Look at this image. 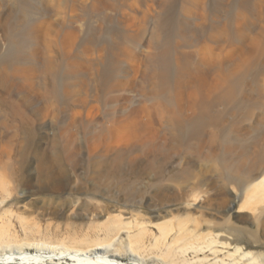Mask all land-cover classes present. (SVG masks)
Returning <instances> with one entry per match:
<instances>
[{
    "label": "rangeland",
    "instance_id": "obj_1",
    "mask_svg": "<svg viewBox=\"0 0 264 264\" xmlns=\"http://www.w3.org/2000/svg\"><path fill=\"white\" fill-rule=\"evenodd\" d=\"M102 1L112 6L93 9V5H100ZM144 1L0 0V71L5 65L40 68L50 56L62 65L64 56L52 43L55 33L70 31L79 34L75 46L78 63L75 77L70 78L65 72L59 75L61 94L58 110L56 107H52V111L49 109L48 98L43 91V87H51L52 76H35L27 81L26 78L30 77L19 72L11 78V85H6L0 73V161L8 160L11 164L8 174L0 177V226L8 228L7 237L20 245L46 243L89 247L95 243L111 244L108 252L117 255L116 259L124 264H133V259L144 264H164L167 261L165 252L169 248L177 254L171 261L174 264H193L199 260L205 264H264V234L251 220L252 212L242 210L244 197L239 188L234 184L226 186L220 177V173H229L244 155L251 153L257 141L259 144L263 123L256 124L252 133L236 142L238 149L232 151L227 159L222 148L215 156L210 154L208 146L198 147L196 141L179 145L171 138L173 130L172 125L167 124L168 117L165 124L152 121L153 129L160 132L158 144L162 149L146 156L136 144L128 152V163L111 167L112 156L105 143L91 138L90 133L97 130V126V129L92 127L90 130L78 124L80 121L73 124L71 120L74 112L83 109V99L89 106H99L101 124L108 119L123 122L122 119L129 118L142 105H150V97L145 92L147 90L148 93L153 86L151 81L145 80L143 73L149 64L148 42L151 38L154 42L160 41L163 23L174 18L169 11L160 10L159 0H146L152 5V11L142 21L147 11ZM210 7L209 2L208 9ZM22 8L27 9L26 12ZM126 14L136 15L138 20L135 19V25H128L122 31L129 35L140 29V39L128 38L124 45L132 50L134 57L122 54L121 72L109 78L110 54L106 52L104 63H101L97 51L86 52L85 46L106 44L110 33L121 29L120 20ZM40 16L46 20L48 39L53 44L51 51L44 56L39 52L41 47L34 40H29L30 54L26 59L18 61V58L8 55L10 37L17 26L31 25ZM140 23L142 26L139 28ZM235 43L240 44L238 40ZM200 47L195 45L196 50L194 46L186 50L193 55L191 72L200 68L205 77H210L212 70L204 69L198 63ZM261 67L264 69V62ZM192 73L183 79L181 91L185 97L199 82ZM254 77L250 79V86L244 87L237 104L245 106L244 109L251 107L249 109L264 119V75ZM70 85L71 93L63 94L62 90ZM48 109L50 113L44 117ZM210 118L217 121L215 117ZM242 118L246 123L252 121L248 116ZM3 153L10 158L4 159ZM95 161L103 162L104 167L97 169ZM204 180L221 181L216 190L220 196L201 193L196 195L197 201L192 191ZM225 186L227 195L223 194ZM223 197L231 202L232 222L219 230L204 222L210 218V204H216ZM199 198H202V203ZM119 225L120 230L111 234L109 229ZM161 225L168 226L170 230L167 238L161 235ZM182 225L194 233L209 237L211 234L216 240L212 250L197 253L193 249L195 241L187 246L182 242L172 243L180 235L178 230ZM142 228L144 235L136 240ZM240 238L243 240L239 241ZM130 246L138 254L135 258L129 252ZM26 249L38 252L36 247ZM49 252L51 250L42 249L44 254ZM63 258L58 255L53 262L46 264H73Z\"/></svg>",
    "mask_w": 264,
    "mask_h": 264
},
{
    "label": "bare ground",
    "instance_id": "obj_2",
    "mask_svg": "<svg viewBox=\"0 0 264 264\" xmlns=\"http://www.w3.org/2000/svg\"><path fill=\"white\" fill-rule=\"evenodd\" d=\"M117 1L124 3V0ZM147 1H144L147 11L146 15H143L142 21H145L152 11V5ZM209 2L211 7L208 9ZM157 4L163 12L169 11V14H173L174 19H168L169 21L166 20L163 23L160 41L154 42L151 38L148 42L150 47L147 56L149 64L143 73L145 80L151 81L153 86L148 93L147 90L145 92L150 97V105H142L141 108L133 111L129 118L126 117L125 121L122 119L123 122L108 119L107 122L101 124L99 106H89L87 100L83 99V109L74 112L71 115V120H73V124L80 121L78 124L90 130L97 126L98 129L96 128L97 130L90 133L91 138L96 141L101 139L105 143L106 149L112 156V161L109 164L111 167H119L127 162L130 158L128 152L136 144L142 148L146 156L162 149L159 148L158 144L160 132L155 131L153 129L155 126L152 127L151 124L152 121L165 124L166 117L169 119L167 124L172 125L171 138L179 145H183L184 142L188 144L191 141H196L199 143L198 147L208 146L211 150L210 154L215 156L222 148L225 152V158L228 159L232 151L238 149L236 142L241 139L244 140L246 135L252 133L251 130L257 127L256 124H264L261 114L249 109L251 107L244 109L245 106L237 104L243 95L244 87L253 80L251 77L255 75V77L260 78L264 75V69L261 67L264 62V0H159ZM110 6L112 5L102 1L100 5H93V9L99 7L108 9ZM26 10L22 8L23 12ZM135 16L123 15L120 20L122 26L119 25L121 29L114 33L111 32L106 44H100L96 47L89 44L85 46L86 52L97 51L101 63H104L105 53L110 54L111 71L109 78H114L121 72L122 54L129 58L134 57L132 50L125 47L124 44L128 38L134 41L140 39L141 30L138 29L133 34L126 35L122 29L133 23L135 25ZM141 26L140 23L139 28ZM254 26H256L255 29ZM46 29V20L43 16L38 17L37 22L31 25L20 24L17 26L10 37L11 50H9L10 54L8 55L18 58V61L26 59L30 54L28 41L34 40L36 45L41 47L39 52L44 56L51 51L54 44L64 56V64H59L50 56L46 58L44 65L40 68H35L32 65L26 67L5 65L0 73L2 74V81L6 85H11V78L19 72L30 77L26 78L27 81H31L35 76H52L51 87L47 89L43 87L48 98L49 109L52 111V107H56L58 110L57 105L60 101L59 75L65 72L69 73L70 78L75 77L78 64L75 46L79 40V34L70 31H57L52 44L48 39ZM235 40H238L240 44L236 45ZM195 45L201 46L198 63L204 69L212 70L210 77H205L206 74L204 73V76L203 70L200 68H195V72H191L193 55L186 50L193 46L195 49ZM190 73L199 82L197 87L195 86V89H192L189 95L185 97L181 87L184 84V76ZM250 79L252 80L250 81ZM76 84L77 81L74 82V85ZM70 89L71 85L62 90V93L70 94L72 90ZM49 109L45 111L44 117L49 115ZM244 116L250 117L252 121L243 122L242 117ZM210 117H215L217 121H213ZM103 120L105 121V119ZM262 133L263 136L260 137L259 144L256 140L257 146L252 147L253 151L246 156L244 155L239 164L229 173H220V177L225 180L226 186L234 184L239 188L241 196L244 197L242 210L252 212L251 220L257 230L264 234V128ZM190 146L192 147V144ZM3 154L4 159L10 158L7 153ZM94 165L97 169L104 167L103 162L95 161ZM10 169L11 164L8 160L0 161L1 178L5 177ZM220 182L204 180L195 186L192 195L197 200V194H219L216 190ZM226 186L224 187L226 188L223 192L224 195L228 194ZM208 212L210 218L203 222L209 227L220 230L223 225H230L232 222L231 202L227 197H223L214 205L210 204ZM203 218L205 219V217ZM120 226L112 227L109 231L111 234H115L120 230ZM198 226L200 225L198 224ZM160 229L161 235L167 238L170 231L168 226L161 225ZM178 231H180V235H177L172 243L182 242L187 246L195 241L197 243L193 249L197 253L204 252L206 249L212 250L211 246L216 243L211 234L209 237L202 233L188 231L185 225L180 226ZM7 232L8 228L0 226V264H46L49 261L53 262L58 255L62 258L65 257L73 264H124L116 259L117 255L108 252L111 244L95 243L89 247H67L46 243L20 245L8 238ZM144 232V228L139 229L136 240L142 239ZM240 235L242 236V233ZM241 240L243 239L240 238L239 241ZM26 247L29 249L36 247L38 252L32 253ZM42 249H49L51 252L44 254ZM116 252L118 251L116 250ZM129 252L134 258L138 255L132 246L129 247ZM176 256V252L169 248L165 252L167 261L164 264H174L171 261ZM131 261L133 264H144L136 259ZM183 264L192 263L185 262ZM193 264L205 263L199 260Z\"/></svg>",
    "mask_w": 264,
    "mask_h": 264
}]
</instances>
